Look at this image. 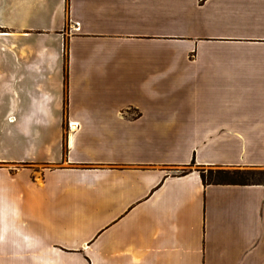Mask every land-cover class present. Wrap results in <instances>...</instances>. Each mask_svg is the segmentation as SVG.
<instances>
[{
  "label": "crops",
  "instance_id": "obj_1",
  "mask_svg": "<svg viewBox=\"0 0 264 264\" xmlns=\"http://www.w3.org/2000/svg\"><path fill=\"white\" fill-rule=\"evenodd\" d=\"M226 167L264 169V0H0V264H264Z\"/></svg>",
  "mask_w": 264,
  "mask_h": 264
},
{
  "label": "trees",
  "instance_id": "obj_2",
  "mask_svg": "<svg viewBox=\"0 0 264 264\" xmlns=\"http://www.w3.org/2000/svg\"><path fill=\"white\" fill-rule=\"evenodd\" d=\"M200 175L205 184L229 183V184H264V181H253L256 175L264 176V169H199ZM185 172V171H184Z\"/></svg>",
  "mask_w": 264,
  "mask_h": 264
},
{
  "label": "rangeland",
  "instance_id": "obj_3",
  "mask_svg": "<svg viewBox=\"0 0 264 264\" xmlns=\"http://www.w3.org/2000/svg\"><path fill=\"white\" fill-rule=\"evenodd\" d=\"M237 168H240V169H253V170H259L258 169H255V168H244V167H229L226 169H237ZM205 169H208V168H205ZM213 169H216V168H213ZM253 181H264V176H260V175H256L254 178H253Z\"/></svg>",
  "mask_w": 264,
  "mask_h": 264
}]
</instances>
